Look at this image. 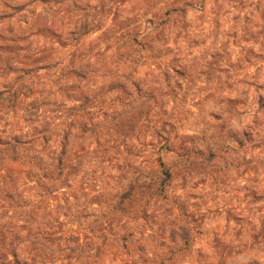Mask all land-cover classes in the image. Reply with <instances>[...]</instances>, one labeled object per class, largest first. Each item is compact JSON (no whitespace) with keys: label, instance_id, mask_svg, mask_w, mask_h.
<instances>
[{"label":"clouds","instance_id":"1","mask_svg":"<svg viewBox=\"0 0 264 264\" xmlns=\"http://www.w3.org/2000/svg\"><path fill=\"white\" fill-rule=\"evenodd\" d=\"M0 264H264V0H0Z\"/></svg>","mask_w":264,"mask_h":264}]
</instances>
